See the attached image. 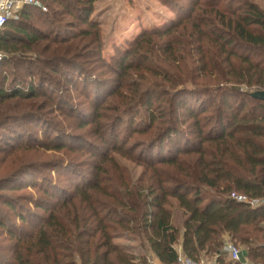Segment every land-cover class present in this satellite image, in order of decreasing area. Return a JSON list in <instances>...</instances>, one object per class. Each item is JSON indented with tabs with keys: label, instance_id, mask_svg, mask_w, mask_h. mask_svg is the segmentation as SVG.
Listing matches in <instances>:
<instances>
[{
	"label": "trees",
	"instance_id": "16d2710c",
	"mask_svg": "<svg viewBox=\"0 0 264 264\" xmlns=\"http://www.w3.org/2000/svg\"><path fill=\"white\" fill-rule=\"evenodd\" d=\"M59 1L62 22L48 26L47 34L29 23L35 11L46 14L31 5L0 28V66L27 63L25 53H36L34 48L49 53L33 64L42 63L49 71L21 67L32 74H24L27 85L13 68L0 82V128L23 107L29 109L18 119L48 117L55 134L4 151L16 152L18 164L0 178V201L23 224L17 228L9 215L1 214L0 227L16 242L5 264H150L147 254L114 241L120 230L140 237L163 264H175L181 227L172 199L184 217L188 256L199 260L206 253L217 255L220 264H241L225 262L221 249L228 234L251 262L264 264V205L251 207L231 197L232 192L264 197V101L252 95L264 90V8L253 0H161L177 18L143 30L127 50L107 61L100 25L92 19L96 0ZM56 64L70 66L75 76ZM88 66L95 68L91 72ZM90 75L98 84L91 111L57 97L64 89L90 98L81 87ZM45 83L54 86L51 92L42 89ZM123 124H139L133 131L143 143L128 149L130 139L119 133ZM66 128L89 129L71 136ZM163 142L171 146L167 156L164 150L153 152ZM87 145L106 149L97 154ZM31 149L61 152L57 160H68V165L56 159L47 164L73 174L78 160L91 154L96 161L87 165L93 179L63 192L46 175L34 199L35 213L2 191L21 175L22 181L41 174L42 163L20 155ZM112 152L143 166L137 182L130 183ZM30 161L31 167L26 165ZM30 212L36 223L25 232Z\"/></svg>",
	"mask_w": 264,
	"mask_h": 264
},
{
	"label": "rangeland",
	"instance_id": "374dc122",
	"mask_svg": "<svg viewBox=\"0 0 264 264\" xmlns=\"http://www.w3.org/2000/svg\"><path fill=\"white\" fill-rule=\"evenodd\" d=\"M43 5L47 7V10H42L46 12V14H42L40 12L35 11V14H33L32 19H30L29 23L34 25L35 27L39 28L40 31H45L43 33L47 34L48 26L61 23L60 17H58V12H63V6L62 3L59 0H41ZM257 2L260 6L264 8V0H253ZM186 3V2H185ZM94 13L92 16V19L99 23L100 29H101V35H102V41H103V56L107 61H110L111 58L114 55H119L121 51H125L129 48L132 41H134L139 34L145 29L148 30H154L157 27H163L170 24L175 18H177V15L175 12H173L167 5H165L161 0H96L94 5ZM41 19H40V18ZM43 19V20H42ZM48 19V21H46ZM69 19V18H66ZM44 22L46 23V26L44 28ZM43 23V25H41ZM46 43H44L45 45ZM36 53L27 51L26 58L29 59V61L25 64L27 68H30V65H33L35 63V60L44 59V57L48 56V52H42L41 49H39L38 53L37 48H34L33 50ZM25 52V51H24ZM120 52V53H119ZM4 53V52H3ZM6 54V52H5ZM40 55V56H39ZM121 55V54H120ZM32 59V61H30ZM23 65H20L18 62H15L11 66L1 65L0 66V82L6 77L7 73L11 68H13L15 71H17L19 74H21L22 80L25 79V83L27 85L28 77H31L28 72H24V70L21 69ZM89 67V71L93 70L95 67ZM33 71H37L38 69H47L49 71L48 66H45L42 63H36V65L31 66ZM56 68L63 70L70 76H75V73L70 69V66H63L61 64H56ZM11 71V70H10ZM92 72V71H91ZM24 74H28L27 78H25ZM12 75V71L11 74ZM8 76V80L11 81V76ZM49 78V76H45ZM95 77L92 75L89 76L88 81L86 84H81L82 89L87 90L90 98H85L84 96H80L79 93L75 92H69L65 91L64 89H60V92L57 93V97L64 96L68 99L69 102L74 104L76 107H78L81 110L89 109L91 111L92 106L96 104V91L98 90V84L96 83ZM76 79V78H75ZM34 80H37V77L34 78ZM42 86H45V89L42 88L44 91L48 90L51 92L53 89L50 84H40ZM9 86V82L7 83L6 87ZM110 91V89H106L104 91L105 94H107ZM105 95L101 98L104 99ZM100 100L99 97L97 99ZM81 104V105H80ZM66 109L68 110L67 105H65ZM29 108H23L21 107L18 110V116H21L22 114L20 112H24ZM140 111H144L143 109ZM86 113V112H85ZM144 113V112H143ZM135 114V113H134ZM133 114V115H134ZM12 117L10 118V123H8L5 127L0 128V178H2L4 172L8 171L9 169H15L17 166V154L16 152L12 155L9 153V155H6L4 152L5 150H10L14 145H19L22 143L21 141H30V143H34L33 140L35 139L39 140H46L47 137H54V126L52 123V120L48 117H42L41 119L38 118L35 120L33 119H18L17 115L10 114ZM14 118V119H13ZM64 116H57L56 120L63 122L64 127L67 126V122H64L63 120ZM42 121H40V120ZM76 119V118H74ZM48 121V122H45ZM16 125H21L20 128H18ZM127 124H123L120 127L119 133L121 137H125L130 139L128 146V149L131 144H134L135 147L136 144L143 143L144 138L141 136V134H138L137 132H134L133 129L136 126L137 128H141V126H138L139 124H136L133 128H127ZM63 127V128H64ZM10 128V129H9ZM89 129V128H87ZM87 129L78 130L76 129H68L66 128L67 135H84L87 133ZM184 129V127H183ZM6 134V135H4ZM8 134H12V136L6 138ZM129 136V137H128ZM138 139H141L142 141H138ZM88 140V139H87ZM68 142L77 143L75 140L67 139ZM90 141V140H88ZM92 141V140H91ZM160 145V146H159ZM12 146V147H11ZM88 147L93 148L92 151H95L97 154L102 153L103 150L106 148L103 146L101 149H97L98 147H93L91 145H87ZM16 147V146H15ZM167 147L165 143L163 142L158 143V146L154 149V153L161 152V150H164V154L167 156ZM15 148H13L11 151H13ZM140 150V148H139ZM138 150V151H139ZM19 153V151H18ZM114 157L117 159L118 164L122 166L121 168H124L130 178V183L137 182V180L141 177L143 173V166L140 164H137V162L133 161L129 157L122 156L120 154H114ZM163 154V155H164ZM20 155L24 156L25 158H31L34 161H37L39 163H42V172L41 174H37L35 178L33 176L28 175L26 180H20L24 176H19L17 182L10 183L7 186H10L11 188L3 189L2 191L4 193H8L6 195L12 196L13 199H15L16 203H20L21 205L29 208L31 211H34L35 213L38 211L35 210V204L34 199L39 197V192L37 191L39 186L45 183V176L49 175L48 178L52 181L51 185L59 186L60 190L64 189L63 192L67 189H71L73 185L76 183L78 184H86V179H93V169L91 166H88L87 163L96 161V157H92L91 154L89 156L84 157L83 159L78 160L76 167L79 170H76L75 173H67L62 171H58L57 166H54L52 164H47L48 161L52 159H56V162H62L65 166L68 165V160L66 161H59L57 159H61L62 153L56 152V151H48V150H37V149H31L30 151H23L20 152ZM75 155V154H74ZM73 155V156H74ZM156 155V154H155ZM33 162H27L26 165H30L29 167L33 166ZM11 165V166H10ZM29 173H32L31 170L28 171ZM79 174V175H77ZM73 177V179H70ZM24 179V178H22ZM50 180L48 183H50ZM63 196V194H60ZM1 196V195H0ZM65 196V194H64ZM172 209H175V214H178L177 202L172 199ZM34 212H30L29 214L32 216V218H28L27 223L25 224L24 231H30L33 230V224L36 223L34 217ZM1 214H7L10 216L13 223L17 224L16 227L20 228L21 221L15 217L14 213L9 210V207L2 204L0 201V217ZM2 215V216H3ZM9 224V223H7ZM10 227V226H8ZM14 231L15 235H20V231L18 229H12ZM8 230L3 229L0 227V264H5L6 260H10V256L12 255L13 247L15 246L16 242L14 240H11L9 238V234L7 233ZM114 241L119 244L121 247L127 249L128 251H131L133 253H142L146 252L147 248L142 243V240L140 237L133 236L131 234H128L126 232H122L120 230L119 233H117L115 236ZM11 254V255H10ZM3 262V263H2Z\"/></svg>",
	"mask_w": 264,
	"mask_h": 264
},
{
	"label": "built area",
	"instance_id": "2783aa9c",
	"mask_svg": "<svg viewBox=\"0 0 264 264\" xmlns=\"http://www.w3.org/2000/svg\"><path fill=\"white\" fill-rule=\"evenodd\" d=\"M35 6L42 10H47L41 0H0V28H2L8 20L18 19L21 10L25 6ZM2 59V53L0 52V60ZM231 197L237 201L247 203L251 207H259L264 205L263 198H250L249 196L232 192ZM225 251L230 255L232 261L239 262L242 257V249L240 246L236 245L234 242H227L224 246ZM175 264H208L202 260H196L184 253H179L177 262Z\"/></svg>",
	"mask_w": 264,
	"mask_h": 264
},
{
	"label": "crops",
	"instance_id": "0c3cea01",
	"mask_svg": "<svg viewBox=\"0 0 264 264\" xmlns=\"http://www.w3.org/2000/svg\"><path fill=\"white\" fill-rule=\"evenodd\" d=\"M174 214H175V212H174ZM179 215L182 216V214L178 211V214L177 215L175 214V223L181 227V233H180V241H179V243L177 245V248L179 250V253L186 254L183 251V233H184L183 220H184V217L182 216V220H180L178 218ZM230 241H232L231 238L229 237L228 234H226L225 239H224V244H223L222 249H221V252L224 254L225 262H229V261L234 262V261H232L230 255L224 249L225 244L227 242H230ZM241 249H242V257H241V260L239 262L241 264H254L248 258L247 254H246L245 248L244 247H241ZM136 254H138V253H136ZM141 254H147L149 256L150 264H163L159 260V258L157 257V255L153 251H151V250H148L147 249L146 252H142ZM199 260L205 261L208 264H220V261L218 260V256L217 255H206V253H203L200 256Z\"/></svg>",
	"mask_w": 264,
	"mask_h": 264
},
{
	"label": "water",
	"instance_id": "95a60500",
	"mask_svg": "<svg viewBox=\"0 0 264 264\" xmlns=\"http://www.w3.org/2000/svg\"><path fill=\"white\" fill-rule=\"evenodd\" d=\"M253 97L264 101V90H257L252 93Z\"/></svg>",
	"mask_w": 264,
	"mask_h": 264
}]
</instances>
